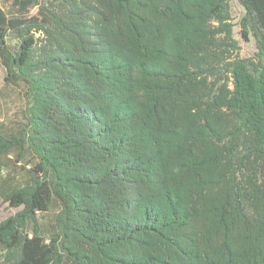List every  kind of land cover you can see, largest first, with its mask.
<instances>
[{
	"label": "trees",
	"instance_id": "16d2710c",
	"mask_svg": "<svg viewBox=\"0 0 264 264\" xmlns=\"http://www.w3.org/2000/svg\"><path fill=\"white\" fill-rule=\"evenodd\" d=\"M18 1L36 12L0 10L27 100L0 122V201L18 208L0 264H264V0H238L258 53L226 78L230 0Z\"/></svg>",
	"mask_w": 264,
	"mask_h": 264
},
{
	"label": "rangeland",
	"instance_id": "374dc122",
	"mask_svg": "<svg viewBox=\"0 0 264 264\" xmlns=\"http://www.w3.org/2000/svg\"><path fill=\"white\" fill-rule=\"evenodd\" d=\"M229 9L231 13V24H232V35L231 39L234 44L237 45L238 49L236 52L225 51L221 56V60L219 63H216L217 69L219 70V74H221L222 78L227 76L226 71V62L232 56L231 54H239L241 57L256 59L258 48L257 43L254 37H250L249 40H246L242 36V27L240 24V20L245 14V8L241 5L238 0H230L229 1ZM0 10H3L9 16H19L24 13H35L36 8H26L23 10L21 4L18 0H0ZM6 43L8 48L11 51H14L17 47V40L15 39L14 33L9 32ZM223 59L226 60L223 62ZM6 70L4 65L2 64L0 58V122H5L9 120L19 119L26 107L27 100L23 94L22 89L13 88L7 85L5 81ZM216 76H211L210 80L216 79ZM59 204L58 202H53L51 204L50 209L45 213H39L40 220H49L53 219V217L58 212ZM18 211V208L12 207L8 202L0 201V222L11 215H14Z\"/></svg>",
	"mask_w": 264,
	"mask_h": 264
}]
</instances>
